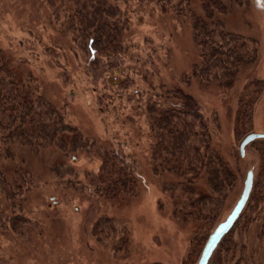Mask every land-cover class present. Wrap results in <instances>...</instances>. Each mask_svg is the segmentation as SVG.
Wrapping results in <instances>:
<instances>
[{
    "label": "rangeland",
    "instance_id": "obj_1",
    "mask_svg": "<svg viewBox=\"0 0 264 264\" xmlns=\"http://www.w3.org/2000/svg\"><path fill=\"white\" fill-rule=\"evenodd\" d=\"M200 2L193 0L196 11ZM128 15L130 50L118 68L100 77L63 27L52 21L44 0H0V46L19 76L62 108L97 150L120 147L132 155L139 174L135 195L100 198L86 177L99 169L97 150L68 160L73 173L61 177L52 165L67 159L63 151L50 148L36 155L14 148L2 161L6 174L14 179L29 171L34 181L15 204H0V264H185L200 225L175 215L172 178L152 169L144 114L147 100H163L168 89L180 87L196 98L212 133V148L239 167L240 179L216 225L240 197L247 172L252 169L256 176L260 155L251 145L241 155L243 136L235 134L234 124L245 83L264 79V0L234 3L219 14L228 30L256 39L259 48L258 59L242 65L232 82L203 84L192 74L200 51L186 17L137 1L128 5ZM121 80L129 81L127 88L117 84ZM255 104L252 131L264 133V90ZM243 223L234 236L253 248L245 252L247 258L243 255L245 264H264V236L256 239L251 228L244 232Z\"/></svg>",
    "mask_w": 264,
    "mask_h": 264
},
{
    "label": "trees",
    "instance_id": "obj_2",
    "mask_svg": "<svg viewBox=\"0 0 264 264\" xmlns=\"http://www.w3.org/2000/svg\"><path fill=\"white\" fill-rule=\"evenodd\" d=\"M132 1L189 19L193 40L200 51V62L194 63L192 74L203 84L232 82L242 65L258 59L257 40L228 30L219 15L234 3L247 6L248 0H201L198 11L193 0H44V3L52 21L63 27V32L86 55L94 75L101 77L118 68L130 50L128 5ZM19 74L9 53L0 46V204L3 200L15 204L34 181L29 171L17 174L14 179L6 174L2 161L13 155L14 148H26L36 155L50 148L63 151L67 159L52 165L61 177L73 173L68 160L82 151L97 150L95 141L70 122L62 108ZM122 83L121 80L117 84L125 88L129 85L128 80ZM263 90L262 78L254 77L245 83L235 112L234 131L238 137L252 131L255 103ZM163 95L165 101L163 97L161 101L149 99L144 107L151 165L156 174L172 178L175 215L200 225L201 234L185 261L196 264L227 195L241 175L238 166L231 165L220 151L212 148V133L196 98L180 87L168 89ZM249 145L255 147L261 159L253 189L239 219L222 238L208 264L246 263L245 252L253 248L234 236L241 220L244 232L249 233L251 228L256 239L262 240L264 236V138ZM100 148L99 169L86 174L90 188L106 199L135 195L139 174L134 157L120 147Z\"/></svg>",
    "mask_w": 264,
    "mask_h": 264
},
{
    "label": "water",
    "instance_id": "obj_3",
    "mask_svg": "<svg viewBox=\"0 0 264 264\" xmlns=\"http://www.w3.org/2000/svg\"><path fill=\"white\" fill-rule=\"evenodd\" d=\"M258 138H264V133L252 131L247 133L242 138L239 145L240 153L242 156L245 155L246 147L252 141ZM254 176H255L254 171L250 169L246 174V178L244 180V186L240 194V197L237 199L236 203L234 204L233 208L231 209L227 217L224 220L220 221L212 230V232L209 234L197 264L209 263L211 256L213 255L215 249L217 248L222 238L231 230V228L238 220L239 216L241 215L244 207L248 202L251 191L253 189Z\"/></svg>",
    "mask_w": 264,
    "mask_h": 264
}]
</instances>
